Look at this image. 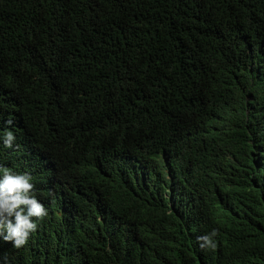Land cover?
I'll return each instance as SVG.
<instances>
[{
  "label": "trees",
  "instance_id": "trees-1",
  "mask_svg": "<svg viewBox=\"0 0 264 264\" xmlns=\"http://www.w3.org/2000/svg\"><path fill=\"white\" fill-rule=\"evenodd\" d=\"M14 113L34 152L15 135L0 166L48 215L0 264H264V0H0L1 131ZM232 165L220 194L242 221L214 195ZM65 185L74 215L110 198L115 237L70 234Z\"/></svg>",
  "mask_w": 264,
  "mask_h": 264
},
{
  "label": "clouds",
  "instance_id": "clouds-1",
  "mask_svg": "<svg viewBox=\"0 0 264 264\" xmlns=\"http://www.w3.org/2000/svg\"><path fill=\"white\" fill-rule=\"evenodd\" d=\"M257 81L258 73L253 70ZM251 109H248L246 114H250ZM14 119H9L7 121V128L5 131L0 130V165L2 163H11L13 159V145L16 141V136L18 137L19 143H21L27 153L34 152V149L30 147L31 137L25 131V128L21 124L20 117L17 113L13 114ZM16 135V136H15ZM254 152L258 154L255 149ZM91 153L77 149L73 155V162L76 165L86 164L89 159L94 158ZM233 166L220 168L217 170L219 174V179L217 183V190L214 195L219 198L222 197L224 201L233 202L236 201L231 198L221 196V192L228 190L233 184H228L227 181L233 176L234 170ZM99 176L110 175L107 169V162L99 161L98 166ZM34 184L32 183V178L27 173H17L11 168L0 166V240L6 243H11L13 248L20 249L24 247L29 240V237L37 231L38 221L42 220L48 215V211L45 206L39 202L36 195L33 192ZM114 193L119 191V185L115 184L113 188ZM69 188L67 185L61 189V193L58 198L55 199V208L63 212V202L66 203V208L64 209V214L84 221V224L79 227L72 225L70 227L72 235H75L77 231L81 228H88L90 232L96 234L102 241H106L107 238L111 239L116 236L118 228L115 225L118 218L119 209L112 207L110 198L98 200L95 204H86L83 210H77V214H73V208L75 205L69 199L67 192ZM113 193V194H114ZM237 202V201H236ZM237 209L230 208L231 203L226 204L225 208L230 214L231 220L242 221L246 216L244 214V207L237 202ZM91 219V220H89ZM102 220L105 221V226L100 227L96 223H101ZM112 227V228H111ZM225 227L219 225L217 227V232L219 233L222 240L226 239ZM216 235L213 231L209 235H204L198 237L201 248H211L216 247L215 241L212 239ZM3 264H8L5 258Z\"/></svg>",
  "mask_w": 264,
  "mask_h": 264
},
{
  "label": "bare ground",
  "instance_id": "bare-ground-1",
  "mask_svg": "<svg viewBox=\"0 0 264 264\" xmlns=\"http://www.w3.org/2000/svg\"><path fill=\"white\" fill-rule=\"evenodd\" d=\"M194 163V162H193Z\"/></svg>",
  "mask_w": 264,
  "mask_h": 264
}]
</instances>
